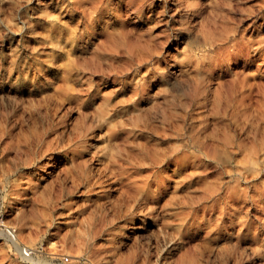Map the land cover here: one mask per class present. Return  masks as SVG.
Wrapping results in <instances>:
<instances>
[{"label": "rangeland", "instance_id": "1", "mask_svg": "<svg viewBox=\"0 0 264 264\" xmlns=\"http://www.w3.org/2000/svg\"><path fill=\"white\" fill-rule=\"evenodd\" d=\"M34 258L264 264V0H0V264Z\"/></svg>", "mask_w": 264, "mask_h": 264}, {"label": "built area", "instance_id": "2", "mask_svg": "<svg viewBox=\"0 0 264 264\" xmlns=\"http://www.w3.org/2000/svg\"><path fill=\"white\" fill-rule=\"evenodd\" d=\"M7 233L11 237V239L14 241L15 245L17 246L18 250L20 251L21 255L25 258H33L36 255H38L40 252H42L40 247H32L30 245H27L25 243H22L19 241L17 236V231L15 228L7 227ZM65 262H68L70 260L69 256H66ZM93 264V263H90Z\"/></svg>", "mask_w": 264, "mask_h": 264}, {"label": "bare ground", "instance_id": "3", "mask_svg": "<svg viewBox=\"0 0 264 264\" xmlns=\"http://www.w3.org/2000/svg\"><path fill=\"white\" fill-rule=\"evenodd\" d=\"M32 261L34 262L33 264H50V262L48 260H45L43 258H39V259H32Z\"/></svg>", "mask_w": 264, "mask_h": 264}]
</instances>
